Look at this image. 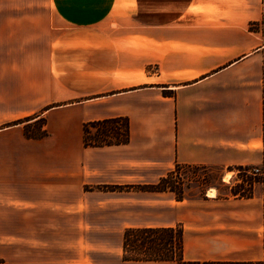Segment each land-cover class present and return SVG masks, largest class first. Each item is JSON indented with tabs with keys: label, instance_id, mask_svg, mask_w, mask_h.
<instances>
[{
	"label": "crops",
	"instance_id": "0c3cea01",
	"mask_svg": "<svg viewBox=\"0 0 264 264\" xmlns=\"http://www.w3.org/2000/svg\"><path fill=\"white\" fill-rule=\"evenodd\" d=\"M184 1L142 0V21L157 30L140 33L141 48H123L129 32L104 26L113 0H0V241L7 217L18 214L31 217L30 227L13 229L29 231L79 230L72 218L105 208L133 214V192L102 185L155 182L175 163L235 169L261 162L264 0H204L201 27L187 11L198 0ZM39 18L51 24L46 67L35 47ZM249 18L258 31L247 28ZM115 116L128 119L127 143L83 145L84 122ZM37 120L47 135L25 137L23 126ZM255 187L249 197H219L212 187L214 195L205 190L200 199L173 198V220L135 226L183 222L186 260L264 262ZM165 193L141 190L140 208L162 207ZM163 263L170 262L118 264Z\"/></svg>",
	"mask_w": 264,
	"mask_h": 264
},
{
	"label": "rangeland",
	"instance_id": "374dc122",
	"mask_svg": "<svg viewBox=\"0 0 264 264\" xmlns=\"http://www.w3.org/2000/svg\"><path fill=\"white\" fill-rule=\"evenodd\" d=\"M142 0H113L111 4V13L107 17V29L114 31L129 32L125 39L119 41L121 47L141 48L143 40L140 33L144 30H157L156 23L149 25L142 21L141 5ZM159 2L160 0H149ZM183 4H184V0ZM187 1V0H186ZM247 11L249 4L246 1ZM204 0H198L197 3L191 5L187 11L199 15L198 26H203L200 22L204 21L205 14ZM131 13L128 17L126 13ZM158 12H152L151 22H156ZM126 14V15H125ZM51 24L39 18L38 34L39 37L35 41V47L38 50V63L40 66L46 67V51L48 48V40L44 38ZM247 28L250 31L259 30V21L249 18ZM201 30V29H199ZM132 32V33H131ZM40 72V71H39ZM42 76H40L41 78ZM10 124V123H7ZM32 124V123H31ZM42 121L38 120L36 124L29 126L31 134L40 132ZM43 125V124H42ZM173 168V167H172ZM170 168V169H172ZM226 171L231 172L230 178L225 181L222 179ZM245 174L238 168L221 169L218 167L205 166H181L175 170L172 178L180 180L183 183L182 190L186 200L200 199L205 190L210 187L217 188V196L224 197L232 194L234 197L241 198L239 193L251 191L253 194V186L255 190H261L263 203L262 228L264 237V182L256 177V181L252 176ZM250 180V182H249ZM144 183L135 182L124 186H99L100 189H125L133 192V214H125L120 210L115 211L113 208L102 209L100 214L85 215V218H72L70 223L79 222L80 229L76 226L68 225L64 231H29L14 230L13 228H28L31 217L29 215H15L7 217V231L5 232V240L0 241V264H118L121 259V239L125 228L132 227L137 224L168 222L175 218L176 214L171 211V205L174 194L171 192L158 196L161 200L160 208H150L149 211L142 210L139 193L141 190L132 186V184ZM230 189L236 191L237 194L230 192ZM244 189V190H243ZM143 191V190H142ZM157 201H155L156 203ZM166 206V207H165ZM14 219V220H13ZM9 222H16L15 226H10ZM82 222H85V229H81ZM181 225L183 222L176 221L174 225ZM12 229H8L11 228ZM264 248V245H263ZM190 251H193L192 244ZM82 258V262L78 263L77 259ZM84 258V259H83ZM84 260V261H83ZM248 264H264L263 261L244 262ZM163 264H173L163 263Z\"/></svg>",
	"mask_w": 264,
	"mask_h": 264
},
{
	"label": "trees",
	"instance_id": "16d2710c",
	"mask_svg": "<svg viewBox=\"0 0 264 264\" xmlns=\"http://www.w3.org/2000/svg\"><path fill=\"white\" fill-rule=\"evenodd\" d=\"M37 121L23 126L25 137L40 138L47 135V131L42 127V120L40 121H42L41 128L43 129L40 132L37 134L29 132V126L36 124ZM81 130L82 143L85 147L119 145L129 141V122L127 117L124 116L86 121L82 124ZM181 166L184 165L175 163L172 169L167 170L155 182L136 183L132 184V186L149 192H171L176 200H181L184 198L183 183L179 179L175 180L172 178L175 170ZM246 167L240 166L237 168L243 171ZM255 178L253 177L256 181ZM230 192L237 194L232 189H230ZM239 195L241 197H249L252 194L251 191H247L246 193H239ZM121 259L163 261L172 262L173 264H248L244 262H212L184 259L183 229L179 224L174 226H132L125 228L121 239Z\"/></svg>",
	"mask_w": 264,
	"mask_h": 264
},
{
	"label": "built area",
	"instance_id": "2783aa9c",
	"mask_svg": "<svg viewBox=\"0 0 264 264\" xmlns=\"http://www.w3.org/2000/svg\"><path fill=\"white\" fill-rule=\"evenodd\" d=\"M245 174L252 177H259L261 182H264V134H263V157L259 164L247 166L244 170Z\"/></svg>",
	"mask_w": 264,
	"mask_h": 264
},
{
	"label": "bare ground",
	"instance_id": "6f19581e",
	"mask_svg": "<svg viewBox=\"0 0 264 264\" xmlns=\"http://www.w3.org/2000/svg\"><path fill=\"white\" fill-rule=\"evenodd\" d=\"M230 176H231V172H230V171H226V172L223 174L222 179L225 180V181H227V180L230 178ZM207 193H208L209 195H214V189H213L212 187H210V188L208 189Z\"/></svg>",
	"mask_w": 264,
	"mask_h": 264
}]
</instances>
